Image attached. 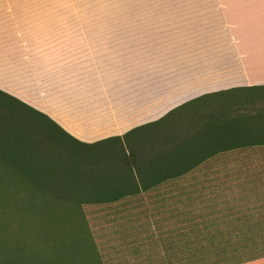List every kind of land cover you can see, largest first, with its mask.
<instances>
[{
  "label": "crops",
  "instance_id": "obj_1",
  "mask_svg": "<svg viewBox=\"0 0 264 264\" xmlns=\"http://www.w3.org/2000/svg\"><path fill=\"white\" fill-rule=\"evenodd\" d=\"M84 2L0 0V89L81 141L123 136L206 94L264 85V0ZM101 256L82 264H125Z\"/></svg>",
  "mask_w": 264,
  "mask_h": 264
},
{
  "label": "trees",
  "instance_id": "obj_2",
  "mask_svg": "<svg viewBox=\"0 0 264 264\" xmlns=\"http://www.w3.org/2000/svg\"><path fill=\"white\" fill-rule=\"evenodd\" d=\"M256 146H264V85L203 95L93 143L0 89V264L102 263L86 206L140 195ZM236 241L213 245L244 240Z\"/></svg>",
  "mask_w": 264,
  "mask_h": 264
},
{
  "label": "rangeland",
  "instance_id": "obj_3",
  "mask_svg": "<svg viewBox=\"0 0 264 264\" xmlns=\"http://www.w3.org/2000/svg\"><path fill=\"white\" fill-rule=\"evenodd\" d=\"M128 200L85 207L106 262L264 264V146L222 153ZM223 240L231 247L213 245Z\"/></svg>",
  "mask_w": 264,
  "mask_h": 264
}]
</instances>
